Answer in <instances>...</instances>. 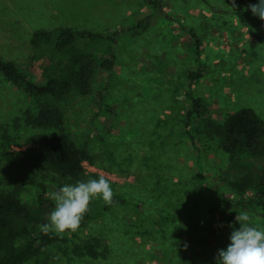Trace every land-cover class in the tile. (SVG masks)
Instances as JSON below:
<instances>
[{
  "label": "rangeland",
  "instance_id": "374dc122",
  "mask_svg": "<svg viewBox=\"0 0 264 264\" xmlns=\"http://www.w3.org/2000/svg\"><path fill=\"white\" fill-rule=\"evenodd\" d=\"M29 1L0 0V17L21 7L32 13ZM257 2L236 0L234 9L232 0H161L159 15L145 29L119 35L113 69L99 67L90 94L59 106L66 131L94 155V165L115 173L117 179L104 177L126 202L105 209L103 199L96 198L95 213L85 225L23 264H168L170 254L174 264H217L218 250H226L233 227H240L237 214L247 212L250 223L264 230L260 208L234 211L241 196L220 178L229 156L210 128L243 107L254 108L264 119V21L248 9ZM54 3L60 11L49 9L30 26L0 19V57L28 70L38 82L45 62L31 47L34 29L105 31L131 26L155 12L149 0ZM190 29L202 41L203 76L192 82L195 95L205 100L199 117H188L191 104L185 95L187 70L198 66ZM87 46L99 59L107 55L105 44ZM42 101L0 74V137L5 130L14 137L41 131L25 119L37 113ZM100 176L84 170L80 181ZM76 182L44 165L0 160V193L17 185L34 192L44 183L52 196ZM175 184L184 191L172 192ZM173 239L177 244L166 243ZM86 244H93L95 258Z\"/></svg>",
  "mask_w": 264,
  "mask_h": 264
},
{
  "label": "trees",
  "instance_id": "16d2710c",
  "mask_svg": "<svg viewBox=\"0 0 264 264\" xmlns=\"http://www.w3.org/2000/svg\"><path fill=\"white\" fill-rule=\"evenodd\" d=\"M149 2L155 12L148 13L135 24L124 28L93 31L60 27L31 31V47L35 55L45 62L40 82L32 79L28 70L20 69L13 61L0 57L2 76L25 92L43 99L37 113L25 119L26 123L41 131L23 137H14L6 130L3 131L0 137V160L11 164L18 162L27 167L44 165L62 177L81 180L84 173L83 161L95 164V157L78 146L66 131L64 109L59 105L77 96L90 94L99 67L108 71L113 69L116 58L114 46L119 35L132 29H145L159 15L161 0ZM190 33L194 40L192 52L198 66L187 70L189 83L185 95L191 104L188 117H199L204 113L205 100L195 95L192 82L203 76L202 41L193 29H190ZM87 44H105L107 55L99 59L88 49ZM99 95L100 98L103 97L102 92ZM210 128L220 138L221 147L229 156V162L220 173V178L241 196L235 201L239 208L234 211L250 207L264 211V119L254 108L243 107L229 113L223 122L210 124ZM188 135L192 138L189 133ZM19 138L23 140L19 141ZM13 144L25 147L13 149ZM167 182L170 186L171 182ZM174 191L183 192L184 189L179 190L175 184L172 189ZM94 200L90 201V210L80 226L85 225L94 215ZM112 201L110 205L105 204L104 208L124 203L126 199L113 194ZM54 207L55 201L48 194L44 183H40L34 192H24L17 185L0 193V264H23L43 248L64 240L63 236L44 234L39 229L40 225L49 222L48 217ZM171 242V245H175L178 241L173 239L166 243L170 245ZM85 248L92 258L96 257L97 251L93 244H86ZM167 259L168 264H174L171 254Z\"/></svg>",
  "mask_w": 264,
  "mask_h": 264
},
{
  "label": "clouds",
  "instance_id": "9594fccd",
  "mask_svg": "<svg viewBox=\"0 0 264 264\" xmlns=\"http://www.w3.org/2000/svg\"><path fill=\"white\" fill-rule=\"evenodd\" d=\"M236 6V0H232L231 7L235 9ZM248 9L264 21V0L249 4ZM52 198L55 208L48 217L49 222L39 226L40 231L59 236L71 235L79 229L85 214L89 212L90 201L102 198L110 205L113 202V190L109 181L100 176L98 180L65 184L52 194ZM251 219L247 212L236 215L235 220L239 222L240 227L236 229L229 225L233 227L230 244L226 250H218L217 264H264V230L253 226Z\"/></svg>",
  "mask_w": 264,
  "mask_h": 264
},
{
  "label": "crops",
  "instance_id": "0c3cea01",
  "mask_svg": "<svg viewBox=\"0 0 264 264\" xmlns=\"http://www.w3.org/2000/svg\"><path fill=\"white\" fill-rule=\"evenodd\" d=\"M54 1L50 2L48 0H30L28 2V6L29 9H31L32 13L29 14L26 13L25 11L22 10L23 8L21 7L18 12H11V14H9L8 17H0V19H8L13 21L18 20L23 25L30 26V21L43 20L46 15L44 13H46L49 9L52 10V12L54 9H56V11H60V8L57 7L59 5L57 3L53 4ZM7 3L12 4V1H7Z\"/></svg>",
  "mask_w": 264,
  "mask_h": 264
},
{
  "label": "built area",
  "instance_id": "2783aa9c",
  "mask_svg": "<svg viewBox=\"0 0 264 264\" xmlns=\"http://www.w3.org/2000/svg\"><path fill=\"white\" fill-rule=\"evenodd\" d=\"M83 166H84L85 171H89V172L95 173V174H100V175L108 177L110 179H117L115 173L107 171L105 169H102V168L94 165L93 163H90L87 160L83 161Z\"/></svg>",
  "mask_w": 264,
  "mask_h": 264
}]
</instances>
